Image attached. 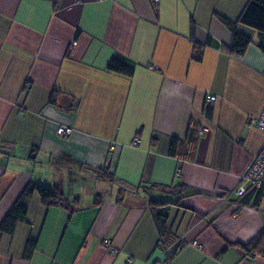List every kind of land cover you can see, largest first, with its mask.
<instances>
[{"label": "crops", "instance_id": "obj_1", "mask_svg": "<svg viewBox=\"0 0 264 264\" xmlns=\"http://www.w3.org/2000/svg\"><path fill=\"white\" fill-rule=\"evenodd\" d=\"M247 1L0 0V222L29 181L74 206L68 218L33 194L0 235V264H264L239 245L264 233V193L258 205L235 193L264 143L249 121L264 107V53L244 24L251 42L230 51L223 22ZM113 58L133 74L108 69ZM152 200L172 201L157 206L168 238Z\"/></svg>", "mask_w": 264, "mask_h": 264}, {"label": "trees", "instance_id": "obj_2", "mask_svg": "<svg viewBox=\"0 0 264 264\" xmlns=\"http://www.w3.org/2000/svg\"><path fill=\"white\" fill-rule=\"evenodd\" d=\"M223 22L229 27L232 32V41L230 45V51L236 54H243L251 42V39L242 33L238 32L237 25L244 24L254 28L258 33V46L264 53V0H248L245 8L243 9L237 23H232L229 20L223 18ZM108 69L122 73L125 75H132L134 72V66L125 63L119 59L113 58L108 64ZM54 95L51 97V102L55 103ZM177 140L173 139L170 151L174 153ZM98 177L115 182V177L107 170H95ZM264 188L261 187L257 190H252L246 195L242 196V204L258 205L263 196ZM38 194L41 201L48 207L50 206H62L68 210V218L71 217L74 206L69 204L68 199L63 195L58 185L53 187H47L40 183L29 181L24 187L22 192L16 198L2 221L0 222V235L3 233H12L16 224L25 220L27 215V201L33 195ZM172 203L168 200H152L150 205L153 208L154 216L157 221V227L163 238H168L169 233L165 226L164 219L161 214L157 213V206H163ZM36 242L28 241L25 247V256L29 257L34 249ZM247 258H253L257 255L264 256V233L261 232L255 236L247 244H239ZM170 246V245H169ZM164 264V263H163Z\"/></svg>", "mask_w": 264, "mask_h": 264}, {"label": "built area", "instance_id": "obj_3", "mask_svg": "<svg viewBox=\"0 0 264 264\" xmlns=\"http://www.w3.org/2000/svg\"><path fill=\"white\" fill-rule=\"evenodd\" d=\"M154 4H158L160 0H152ZM214 95H207L206 100L212 101L215 100ZM250 123L254 124L257 128H259L262 132H264V107L261 113L258 116L251 117L249 119ZM72 131V128L67 125H59L56 129V132L60 136H65L69 134ZM204 131V128L201 130L200 133ZM140 142V139L138 136H135L131 140L132 146H138ZM261 187L264 188V143L258 153L254 156L250 166L248 169L240 176L239 178V184L235 189V193L242 197L246 195L248 192L252 190L260 189ZM103 244L107 248L110 254H117L118 250L117 248L112 244L111 239L104 238ZM180 246L184 245L185 242H179ZM190 245L198 248L203 249V244L198 242L197 240H193L190 242ZM129 263H132V259H128ZM155 264H163L162 261H159Z\"/></svg>", "mask_w": 264, "mask_h": 264}]
</instances>
